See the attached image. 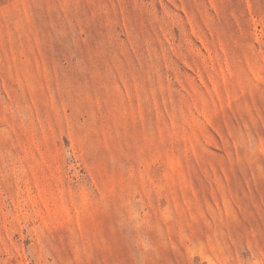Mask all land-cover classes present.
I'll use <instances>...</instances> for the list:
<instances>
[{
    "label": "rangeland",
    "instance_id": "rangeland-1",
    "mask_svg": "<svg viewBox=\"0 0 264 264\" xmlns=\"http://www.w3.org/2000/svg\"><path fill=\"white\" fill-rule=\"evenodd\" d=\"M0 264H264V0H0Z\"/></svg>",
    "mask_w": 264,
    "mask_h": 264
}]
</instances>
